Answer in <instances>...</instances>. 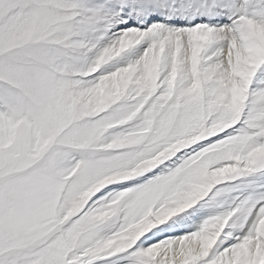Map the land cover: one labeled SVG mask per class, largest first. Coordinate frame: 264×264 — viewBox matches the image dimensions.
<instances>
[{
    "label": "snow or ice",
    "instance_id": "obj_1",
    "mask_svg": "<svg viewBox=\"0 0 264 264\" xmlns=\"http://www.w3.org/2000/svg\"><path fill=\"white\" fill-rule=\"evenodd\" d=\"M0 264H264V0H0Z\"/></svg>",
    "mask_w": 264,
    "mask_h": 264
}]
</instances>
